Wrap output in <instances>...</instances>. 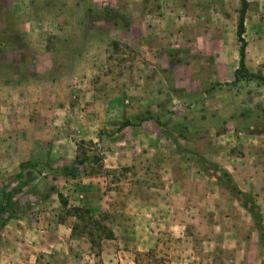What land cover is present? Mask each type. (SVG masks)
Instances as JSON below:
<instances>
[{"label": "rangeland", "instance_id": "374dc122", "mask_svg": "<svg viewBox=\"0 0 264 264\" xmlns=\"http://www.w3.org/2000/svg\"><path fill=\"white\" fill-rule=\"evenodd\" d=\"M244 1L245 70L264 76V0ZM241 3L0 0V196L18 204L1 240L40 243L38 264H264L248 212L168 137L179 128L180 147L230 173L264 231V84L233 83L224 66L239 54ZM150 116L169 129L118 131ZM241 123L255 135L237 133ZM41 160L16 182L19 164ZM65 166L78 176L55 170ZM80 197L111 240L91 247L71 216L86 209ZM57 224L71 236L44 251L37 231Z\"/></svg>", "mask_w": 264, "mask_h": 264}, {"label": "trees", "instance_id": "16d2710c", "mask_svg": "<svg viewBox=\"0 0 264 264\" xmlns=\"http://www.w3.org/2000/svg\"><path fill=\"white\" fill-rule=\"evenodd\" d=\"M245 11H246V2L242 0L241 8L238 13V20H237V26H236V40L239 44V68L234 74V80L233 83H237L240 79H249V80H256L260 81L264 84V76H259L256 74H250L246 72L245 66H244V56H245V42H244V34H245V27H244V19H245ZM100 16L103 14H99ZM171 56V55H169ZM138 121L136 124L124 121L119 126V132L123 131L126 128H136L140 127L142 123L148 122V121H154L158 126H161L164 128L165 131L169 129L170 122H165L164 124H161L158 120H155L153 117H147V118H141L137 119ZM168 132L174 133L169 134V139L172 140V142L176 146V152L178 154H188L190 155L191 161L194 162L197 168L201 169L202 171H205L206 173L210 174V177L213 178L216 182V184L225 190L233 199H235L242 209H244L248 214L251 216L255 228L258 232V239L260 242V245L264 248V231H263V225H262V217L259 211L258 206L254 202L253 198L242 192L236 182L234 181L233 177L230 173H228L224 168L220 167L219 165L209 162L206 159H204L202 156L192 153L189 151L184 150V148L180 147L177 144V140L183 139L181 138L180 129L179 128H170ZM178 135V136H176ZM42 164L37 163H30V162H24L19 164V174L16 176V182L19 181L20 177L22 176V173L26 171L29 168H35ZM61 175H63L65 178L75 179L78 176V170L77 168L72 167H62L59 169H56ZM17 202L14 199V193L12 192H6L2 191L0 196V231L6 226L8 221H10L14 215H15V209L17 208ZM62 207L66 208L67 204L66 202L62 203ZM72 217L76 220L85 221V224L83 225V231L82 233L87 236V239L89 240V243L91 247L95 246L99 241L102 240H111L112 239V232L110 230H107L104 226H102L103 217L100 218H94V216L90 213L89 210L83 209V208H72L71 209ZM77 229V226H74L72 228V234Z\"/></svg>", "mask_w": 264, "mask_h": 264}, {"label": "crops", "instance_id": "0c3cea01", "mask_svg": "<svg viewBox=\"0 0 264 264\" xmlns=\"http://www.w3.org/2000/svg\"><path fill=\"white\" fill-rule=\"evenodd\" d=\"M177 7H179V5H177ZM164 19H165V16H164ZM213 58H214V63L210 64V68H211L213 74H215L218 79H221V76H223V74H224L223 64L221 62H219V58L217 56H213ZM226 59L227 60H225V61H227V63L225 62V64H224L225 70H227L228 68H231L232 74H234L238 70V67H239V54L238 53L235 54L232 52V55H230V61H232L231 65H230V63H228V58H226ZM247 59H249V58L246 54V60ZM1 108H2V106H1ZM29 113H28V115H29ZM232 125L234 127H237L235 125V123ZM246 126H247V128H246ZM252 129H253L252 124L246 125L244 123H241V127L237 128L236 132L240 133V134H246L247 136H251V135L254 136L255 135L254 133L247 132V130L251 131ZM258 134H259V136L264 137V132H259ZM46 156H47V158L50 159L49 152L47 153ZM29 162L30 163H36L34 161H29ZM258 163H260V165H264L262 161L257 162V164ZM37 164L46 165V163H44L42 160L40 162H38ZM56 169H59V168H55V170ZM79 191L80 190H78V192ZM80 198L82 200L76 201V202H78V204H76L77 206L82 207L83 205H85V208L88 209L87 207H89L90 205H92V206L94 205V201L92 200V198H85V199L82 197H80ZM95 202H96L95 205H97V203H99L100 205H106L104 202H99L97 200H95ZM61 228H64V231H63L64 238L57 236L61 232ZM52 229L53 228H48L46 230V228H45V229H42L40 231H37V233H41V234L45 235L47 243H45V246H42V248H44V251H48V248L55 247L56 245H61L63 242H66V238L71 236V229L69 227L64 226V225H58L57 228H55L53 230ZM54 231H56L57 233ZM3 235L5 236V239L2 238V240H1V238H0V264H38L37 260H36L37 259L36 256L38 255V253L40 251H42L41 247L39 246L40 243H38L36 245L35 243L32 242L31 244L22 245L21 243H17V241L14 239H13V242L8 241L7 232H6V234H2V237H3Z\"/></svg>", "mask_w": 264, "mask_h": 264}]
</instances>
